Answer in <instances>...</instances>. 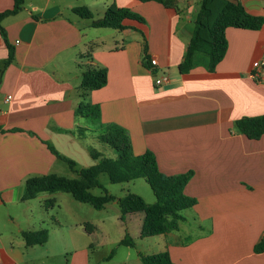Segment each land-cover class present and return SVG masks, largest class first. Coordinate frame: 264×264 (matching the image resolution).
Segmentation results:
<instances>
[{"label":"crops","instance_id":"obj_1","mask_svg":"<svg viewBox=\"0 0 264 264\" xmlns=\"http://www.w3.org/2000/svg\"><path fill=\"white\" fill-rule=\"evenodd\" d=\"M238 1L248 13L264 15V0ZM197 2L24 0L20 11L1 20L14 56L5 66L8 49L0 35V264H60L50 259L63 254L66 264H92L94 239L104 243L105 235H96L99 224L85 229L76 216L51 218L53 240L48 233L44 244L26 246L21 232L42 227L27 225L29 216L20 219L11 205L55 202L46 192L21 200L27 178L55 173L59 159L44 141L69 158L90 156L89 141L97 139L90 130L110 124L127 132L134 154L152 152L160 172L192 171L184 192L196 203L185 209L178 230L146 237L157 251L143 254L167 251L175 264H264V250L254 251L264 237V134L249 139L234 128L241 117L264 114V24L258 30L227 27V49L213 70L180 73ZM112 3L143 21L125 19L124 28L107 37L100 29L111 28H93L72 11L86 6L96 19ZM12 5L0 0V12ZM255 61L262 62L257 75ZM85 65L105 67L107 83L82 90ZM162 72L169 81L156 86L153 74ZM81 102L99 106V123L75 116ZM143 217L117 215L109 226L122 235L101 260L114 261L125 234L144 239ZM138 252L133 258L126 251L121 264L141 263Z\"/></svg>","mask_w":264,"mask_h":264},{"label":"trees","instance_id":"obj_2","mask_svg":"<svg viewBox=\"0 0 264 264\" xmlns=\"http://www.w3.org/2000/svg\"><path fill=\"white\" fill-rule=\"evenodd\" d=\"M151 1V0H141ZM165 3V0H152ZM24 0H13L12 8L0 12V35L8 49L5 59L6 66L13 60L14 52L9 44L6 31L1 20L22 9ZM72 11L84 19H90L89 25L93 28H124L123 21L143 19L130 9L110 4L101 17L93 19V14L86 6L75 7ZM264 24V15L248 13L238 0H199V10L193 22V30L189 37L183 59L178 64L180 73L202 66L213 70L223 58L227 49L225 29L227 27L258 30ZM107 83V70L102 66L85 65L81 74L80 88L95 90ZM75 116L84 117L91 122H100V108L96 104L79 103L74 111ZM234 128L249 139H258L264 134V114L244 116L234 121ZM81 129V128H79ZM4 130L0 127V132ZM90 132L101 142L114 151L115 156H105L101 151H89L94 163L89 166L78 167L76 161L60 154L49 142L44 141L47 148L58 159L67 163L75 177L69 178L56 173L36 175L27 178L24 182L22 201L35 198L38 194L68 193L81 203L91 205L101 210L109 202H115L120 209L121 219L128 213L143 212L144 217L140 228V237H150L178 230L184 220L182 210L192 207L196 199L184 192L185 185L192 175V171L164 174L159 171L155 155L150 151L134 154L127 132L118 125L110 124L102 129H93ZM105 173L110 183H126L142 178L150 186L155 200L147 203L133 192L127 191L121 196L109 193L99 181V175ZM98 188L100 194H93L92 189ZM53 205L52 199L44 201L47 210ZM89 224L85 223V229ZM21 236L26 246L44 244L48 239L45 228L38 230H24ZM119 245L134 247V240L128 235L119 241ZM264 250V237L255 244L254 251ZM114 254L112 249L107 259ZM142 264H175L167 251L156 254L138 252Z\"/></svg>","mask_w":264,"mask_h":264},{"label":"rangeland","instance_id":"obj_3","mask_svg":"<svg viewBox=\"0 0 264 264\" xmlns=\"http://www.w3.org/2000/svg\"><path fill=\"white\" fill-rule=\"evenodd\" d=\"M198 2L196 3V6H198ZM103 30L101 34H104L105 36H109L111 32H114V30L111 29H100ZM93 135V134H92ZM92 148L101 151L105 156L113 157L115 156L114 151L110 149L107 145H105L103 142L99 141L98 139H95L92 137V140L89 141ZM71 159H74L76 161L78 167L81 166H88L94 163V160L86 155V156H71ZM55 173L58 175H63L69 178L75 177V173H73L70 168L68 167L67 163L58 160L55 165ZM99 181L100 183L105 187V189L116 196H121L127 191L136 193L140 195L145 202L152 203L155 200V197L153 195V192L150 188V186L146 183V181L142 178L135 179L130 182L126 183H110L107 174L101 173L99 175ZM93 194H100L102 191L98 188L92 189ZM52 197L55 198V202L53 200V205L47 209L44 207V201L41 200L38 202V199H33L31 201V205H28L27 203H21V201H18V203L11 205V211L15 215H17L20 219L26 218V216H29V221H27V225H34L35 227H42L47 229L48 233H50V238L53 240V234H52V228H53V218L54 220L62 219L65 222L69 221V216H76L77 219H81L83 221V228L84 224L88 223L91 226V229H94L96 224L100 225L99 231H96L97 236H101V233L105 235L104 237V243L101 242V237H97L94 242V252L91 253V263L92 264H106L104 260H101V257L107 254L109 251V247H111L112 241H115L120 237L122 234H118L112 227L109 225L111 223H114L116 221L117 215L120 214V209L117 206L115 202H109L105 205V207L101 210H97L93 208L91 205L86 203H81L76 200H74L70 194L63 193V192H57L53 193ZM46 212L49 213V215H46ZM143 213V212H141ZM181 214H185V210L181 211ZM52 216V217H50ZM31 227V226H30ZM98 232V233H97ZM88 235L84 234L82 235V241H88L89 237ZM157 236V235H155ZM152 237V236H150ZM142 241L138 238L135 239L136 242V248H129L125 246L119 247L117 250V255L114 258V261L110 264H121L122 259L125 256L126 251L130 252L133 258H136L135 252L137 250L139 251H157L156 247H153V244L149 243V238L143 237ZM158 238V237H154ZM153 239H151L152 241ZM113 245V244H112ZM151 247V248H150ZM69 259L68 254L63 255H56L53 259L60 264H66V260ZM99 259L98 262H96ZM130 264H141L137 259H131Z\"/></svg>","mask_w":264,"mask_h":264},{"label":"built area","instance_id":"obj_4","mask_svg":"<svg viewBox=\"0 0 264 264\" xmlns=\"http://www.w3.org/2000/svg\"><path fill=\"white\" fill-rule=\"evenodd\" d=\"M149 63L151 66H155L157 65V60L156 58L152 57L149 59ZM253 67L255 68V75H257L259 73V71L261 70L262 67V62L259 61H255L253 62ZM169 81V76L167 73L162 72L160 74H153V82L156 86H160L163 85L165 83H167ZM11 96H7L6 100H8Z\"/></svg>","mask_w":264,"mask_h":264}]
</instances>
